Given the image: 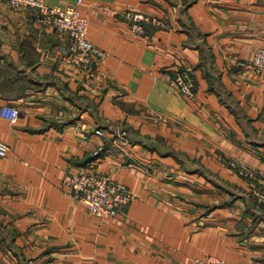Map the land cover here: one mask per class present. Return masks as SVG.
I'll list each match as a JSON object with an SVG mask.
<instances>
[{"label":"crops","instance_id":"0c3cea01","mask_svg":"<svg viewBox=\"0 0 264 264\" xmlns=\"http://www.w3.org/2000/svg\"><path fill=\"white\" fill-rule=\"evenodd\" d=\"M80 6L105 53L87 67L67 33L0 0V105L19 109L0 113V264H264L262 183L237 170H264V68L246 63L264 46V0ZM126 8L166 24L136 34ZM83 169L133 197L115 216L92 213L63 183Z\"/></svg>","mask_w":264,"mask_h":264},{"label":"built area","instance_id":"2783aa9c","mask_svg":"<svg viewBox=\"0 0 264 264\" xmlns=\"http://www.w3.org/2000/svg\"><path fill=\"white\" fill-rule=\"evenodd\" d=\"M16 8H27L35 14V20L42 26H52L56 30L68 34L71 40L70 58L76 64L87 67L92 57L104 56V51L87 38L88 17L81 11V0L63 5H48L44 0H5ZM129 29L136 34H145L146 28L164 26L165 20L153 13H147L131 8L124 10ZM246 63L255 68H264V46L254 49L251 58ZM171 80L187 95L193 94V82L187 74L177 73ZM0 113L11 121H15L19 109L9 103L0 105ZM96 133L103 131L95 129ZM8 145L0 138V156L7 153ZM234 166L237 163L231 160ZM238 173L257 178L264 184V170L258 169L255 173L244 165L237 166ZM63 183L69 188L73 197L82 202L94 214L99 216H115L119 206L127 203L133 192L122 182L113 179L110 175L94 170H70L63 177ZM253 187L254 193L264 203V186ZM192 264H228L223 258L208 254L204 257H195Z\"/></svg>","mask_w":264,"mask_h":264},{"label":"trees","instance_id":"16d2710c","mask_svg":"<svg viewBox=\"0 0 264 264\" xmlns=\"http://www.w3.org/2000/svg\"><path fill=\"white\" fill-rule=\"evenodd\" d=\"M256 196V195H255Z\"/></svg>","mask_w":264,"mask_h":264}]
</instances>
